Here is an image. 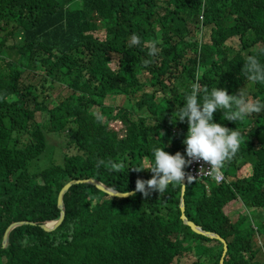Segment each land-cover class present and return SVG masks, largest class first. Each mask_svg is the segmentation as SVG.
I'll return each mask as SVG.
<instances>
[{
  "label": "trees",
  "instance_id": "obj_1",
  "mask_svg": "<svg viewBox=\"0 0 264 264\" xmlns=\"http://www.w3.org/2000/svg\"><path fill=\"white\" fill-rule=\"evenodd\" d=\"M133 34L158 42L147 67V49L128 46ZM260 48L264 0H0V264H184V254L191 264H221L223 242L181 219L182 185L147 198L76 185L64 197L63 223L52 232L39 225L60 218L58 196L72 180L96 178L127 193L152 177L132 167L150 162L154 147L186 155L188 124L172 115L197 77L201 88L243 89L264 102V83L241 73ZM222 116L217 110L214 122L240 133V149L222 168L224 183L186 186L185 214L227 240L223 264H264V112L242 123ZM49 144L60 163L32 171ZM109 161L129 169L110 170ZM235 204L244 208L234 221ZM20 221L37 225L13 230L3 249Z\"/></svg>",
  "mask_w": 264,
  "mask_h": 264
},
{
  "label": "clouds",
  "instance_id": "obj_2",
  "mask_svg": "<svg viewBox=\"0 0 264 264\" xmlns=\"http://www.w3.org/2000/svg\"><path fill=\"white\" fill-rule=\"evenodd\" d=\"M157 41L151 43L142 41L141 38L133 34L128 44L129 47H142L147 49V56L144 66L147 67L154 62V58L159 54ZM264 56V48L254 51L253 54L244 58V66L241 73L254 83H264V64H261L259 57ZM184 105L179 107L172 115V122H187L188 130L186 138L182 143L186 146L185 152L171 154L165 148L154 147L152 149L153 159L150 162L132 167V170L139 173L147 170L153 175L150 179L137 178L135 191L148 197L151 193L159 192L164 194L170 185H183L194 181L195 176L185 171V168L192 163L208 164L205 169L209 173L217 174L226 163L230 162L238 153L241 141L240 133L236 129L214 122V113L217 110L223 112L222 119L229 121H239L240 123L253 115L264 112V102L251 100L246 92L240 89L235 94H229L226 88L207 87L201 88L199 78L191 86L190 93L184 96ZM96 119L102 122V116L97 114ZM110 164V170L117 172L128 171L124 162ZM104 160H98L96 166L105 165ZM218 178V176H217Z\"/></svg>",
  "mask_w": 264,
  "mask_h": 264
},
{
  "label": "water",
  "instance_id": "obj_3",
  "mask_svg": "<svg viewBox=\"0 0 264 264\" xmlns=\"http://www.w3.org/2000/svg\"><path fill=\"white\" fill-rule=\"evenodd\" d=\"M80 184H91L96 187H98L101 191L107 193L110 196L113 197H119V198H128L132 196L134 191L127 192V193H122L117 190L112 189L111 187L107 186L106 184L102 183L100 180L96 178H89V179H77V180H72L68 182L60 191L59 196H58V208L61 211V216L58 220L56 221H47L39 226L47 232H52L55 231L64 221L65 216H66V206L64 202V197L66 193L70 190L71 187L80 185ZM185 191H186V186L182 185V193H181V203H180V208L182 211L181 219L183 220V223L191 228V230L196 233V234H203L207 237L210 238H216L223 242L224 244V252L223 255H221V264L224 262V258L228 252L229 246L227 240L223 237V235L219 234L218 232H210L204 230L201 226L197 225L193 221L189 220L188 217L185 214L186 211V206H185ZM137 193V192H136ZM135 193V194H136ZM25 225H37L36 222H30V221H20V222H15L11 224L8 229L6 230V233L4 235L3 239V249H6L9 246V241H10V235L13 230H15L18 227L25 226Z\"/></svg>",
  "mask_w": 264,
  "mask_h": 264
},
{
  "label": "rangeland",
  "instance_id": "obj_4",
  "mask_svg": "<svg viewBox=\"0 0 264 264\" xmlns=\"http://www.w3.org/2000/svg\"><path fill=\"white\" fill-rule=\"evenodd\" d=\"M143 79H145L144 77H142ZM150 84V82H148ZM123 100L120 104H123L124 106H130V104L125 100V99H121ZM108 104H117V102H108ZM119 104V103H118ZM49 141L51 143H55V144H60V143H64V140L61 139V138H58L57 136L55 135H51L49 137ZM58 155H56V151L54 150V145L53 144H49L46 151H44L42 154H41V157L39 158V162H36L35 164H33L32 166V171L34 172H39L43 169H46L48 168L49 166H51L52 164H58L60 163L59 159H58ZM247 169H245V167L240 171L239 173V177H241L244 172L246 171ZM249 173V170L246 171ZM243 206V205H242ZM240 204L237 205H233V207L231 208H228L229 210V215L230 217L232 218V220H236L238 219V216L241 213L242 209L244 207H242ZM248 210V214H255L253 209H246ZM245 213V212H243ZM258 216L261 218L262 217V214H258ZM261 237V236H260ZM259 237V238H260ZM262 238L259 239V243L262 244ZM196 251H197V256L199 257L200 255L203 254L204 252V248L202 247H196ZM196 259H194L193 257H190L188 256L187 254H184L183 256L179 257L178 261L181 262V263H184V264H191L193 262H195Z\"/></svg>",
  "mask_w": 264,
  "mask_h": 264
},
{
  "label": "built area",
  "instance_id": "obj_5",
  "mask_svg": "<svg viewBox=\"0 0 264 264\" xmlns=\"http://www.w3.org/2000/svg\"><path fill=\"white\" fill-rule=\"evenodd\" d=\"M201 166H203L205 169L209 167L208 164H203V162H200V163L194 162L190 166L186 167L185 171L195 176L194 181L205 182V180L211 179V180H214L218 184L225 182L226 174L223 169H221L217 174H212V173H209L207 170H201L200 172Z\"/></svg>",
  "mask_w": 264,
  "mask_h": 264
}]
</instances>
